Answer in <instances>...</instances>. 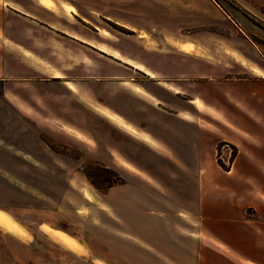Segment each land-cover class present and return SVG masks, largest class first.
I'll return each mask as SVG.
<instances>
[{"label": "rangeland", "instance_id": "1", "mask_svg": "<svg viewBox=\"0 0 264 264\" xmlns=\"http://www.w3.org/2000/svg\"><path fill=\"white\" fill-rule=\"evenodd\" d=\"M73 2L78 16L65 21L85 30L78 35L85 42L16 22L15 39L44 75L0 80V264H192L191 242L163 241L182 229L168 231L158 210L167 197L161 191L184 187L182 170L96 108L158 135L161 104L147 90L167 92L127 63L152 50L176 54L183 41L219 62L233 46L264 53V0ZM70 5L51 7L59 28ZM200 245L207 254L206 237Z\"/></svg>", "mask_w": 264, "mask_h": 264}, {"label": "crops", "instance_id": "2", "mask_svg": "<svg viewBox=\"0 0 264 264\" xmlns=\"http://www.w3.org/2000/svg\"><path fill=\"white\" fill-rule=\"evenodd\" d=\"M52 1L79 8L73 0ZM52 12L55 10L41 0H0V80L23 81L44 75L15 39L22 34L17 21L36 25L38 30L40 26L60 29L72 40L87 41L78 36L87 34L85 30L78 33L76 26L65 21L78 16L76 12L65 11L70 17L64 18L63 28L57 26L59 19L54 20ZM256 48L248 55L233 46L228 50L229 59L219 62L221 56L201 57L199 44L183 41L172 49L176 54L152 50L143 60L127 63L167 92L166 97H159L146 89L161 104L163 125L158 135L149 131L146 135L152 141L145 142L163 162L175 163L182 170L177 171V179L184 187L161 191L167 197L158 210L168 231L182 229L181 235L177 230L172 239L167 234L163 241L191 242L192 264H264V53ZM59 79L54 75V80ZM72 83L66 82L70 90ZM128 86L144 94L140 86ZM223 141L236 151L228 169L216 159L218 144ZM201 237L208 240L207 254L201 251Z\"/></svg>", "mask_w": 264, "mask_h": 264}, {"label": "bare ground", "instance_id": "3", "mask_svg": "<svg viewBox=\"0 0 264 264\" xmlns=\"http://www.w3.org/2000/svg\"><path fill=\"white\" fill-rule=\"evenodd\" d=\"M44 2H45L44 5L47 6V7H52L53 6V3L51 1H44ZM69 9H70V11H74V7L73 6H70ZM185 48H186V46H185ZM71 87H73V86L71 85ZM96 109L99 110L101 112V114H103L105 117L113 119L114 122L118 126L126 129L127 131L131 132L132 134H134V135H136V136H138V137H140V138H142L144 140H147L149 142L152 141L149 138V136H147L146 134L142 133L141 131L129 126L128 124H126V120H124L123 118L115 115L113 112H111L109 110H105V109H100V108H96ZM127 166H128V164H127Z\"/></svg>", "mask_w": 264, "mask_h": 264}, {"label": "built area", "instance_id": "4", "mask_svg": "<svg viewBox=\"0 0 264 264\" xmlns=\"http://www.w3.org/2000/svg\"><path fill=\"white\" fill-rule=\"evenodd\" d=\"M235 155L233 145L228 141H223L217 149V158L220 159L224 165L231 166Z\"/></svg>", "mask_w": 264, "mask_h": 264}]
</instances>
